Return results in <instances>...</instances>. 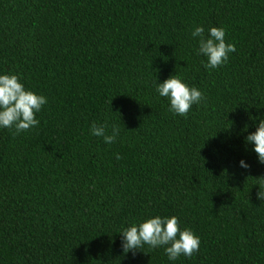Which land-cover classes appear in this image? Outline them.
<instances>
[{"label":"trees","instance_id":"1","mask_svg":"<svg viewBox=\"0 0 264 264\" xmlns=\"http://www.w3.org/2000/svg\"><path fill=\"white\" fill-rule=\"evenodd\" d=\"M201 25L236 45L219 68L196 54ZM0 73L49 100L38 127L0 129V264H171L121 247L155 215L201 237L175 264H264V163L245 144L264 116V0H0ZM176 73L206 97L187 116L155 91ZM106 119L112 145L90 132Z\"/></svg>","mask_w":264,"mask_h":264},{"label":"clouds","instance_id":"2","mask_svg":"<svg viewBox=\"0 0 264 264\" xmlns=\"http://www.w3.org/2000/svg\"><path fill=\"white\" fill-rule=\"evenodd\" d=\"M193 40H197V56L205 57L201 63L211 70L226 64L232 53L237 51L236 45L227 39V29L223 26H195L191 32ZM159 97L169 101V111L173 115L187 116L194 105L205 101L202 90L190 85L184 76L176 73L168 79L154 82ZM49 102L43 93L25 86L24 77L18 73H0V129L15 130L19 135L39 126L37 114ZM256 122V131L245 137L246 145H253L259 162L264 163V116L252 117ZM247 131V125L245 128ZM91 135L102 138L108 145L115 143L120 136L118 123L105 120L103 123L93 122ZM240 167L249 169L250 164L240 161ZM260 187L257 198L264 202V187ZM121 247L124 254L142 250L145 245L155 250L163 248L168 261L175 264L182 256L191 258L199 252L201 237L190 227L184 226L179 216H149L140 222H133L120 232Z\"/></svg>","mask_w":264,"mask_h":264}]
</instances>
